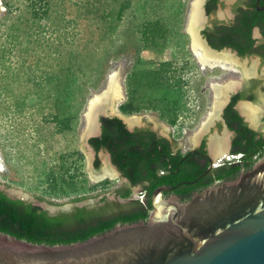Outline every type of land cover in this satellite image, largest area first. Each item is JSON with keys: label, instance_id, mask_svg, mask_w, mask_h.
I'll list each match as a JSON object with an SVG mask.
<instances>
[{"label": "rangeland", "instance_id": "rangeland-1", "mask_svg": "<svg viewBox=\"0 0 264 264\" xmlns=\"http://www.w3.org/2000/svg\"><path fill=\"white\" fill-rule=\"evenodd\" d=\"M32 1L0 0V154L5 166L0 186L20 191L21 198L28 195L26 200L60 206L80 195L99 196L121 184L117 178L91 181L81 148L88 103L107 89L111 72L119 75L124 97L117 111L127 116L154 115L175 139L194 135L213 111V83L223 85L242 75L220 67L202 70L188 31L194 0H35L37 15ZM159 18L170 25L164 33L168 39L145 47L139 23ZM138 61L151 67L169 62L170 74L182 79L184 96L175 123L159 109L145 108L150 105L147 96L140 99L142 110L129 114L121 110L128 99V75ZM66 70L83 90L69 109L72 113L79 108L75 129L59 133L53 116L64 112L54 85ZM74 151L84 160L76 188H70L62 177L69 180L73 170L64 173L63 165L74 166L78 156L71 155ZM54 176L62 188H54ZM107 179L110 182L104 183Z\"/></svg>", "mask_w": 264, "mask_h": 264}, {"label": "water", "instance_id": "water-1", "mask_svg": "<svg viewBox=\"0 0 264 264\" xmlns=\"http://www.w3.org/2000/svg\"><path fill=\"white\" fill-rule=\"evenodd\" d=\"M203 2L195 0L188 27L192 48L202 70L205 72V64L211 68L220 65L241 72V77L223 85L212 84L213 112L209 111L207 119L194 135L175 139L170 129L154 115L127 116L117 111L116 105L124 97L119 75L113 73L108 88L96 93L86 110L88 125L82 133L81 148L87 156L91 181L117 175L116 168L103 158V150L100 151V165L96 167L94 152L88 147V136L96 131L101 115L117 114L131 128L137 125L156 129L170 137L183 151L196 146L203 138L212 139L214 155L227 151V140L231 134L220 122L221 109L239 90L241 83H248L251 78L264 80V60L258 54L242 56L230 48L217 50L208 46L200 28L206 21ZM257 8L264 9L260 0H257ZM229 9L230 1L218 11L228 16ZM218 19L222 21L223 17ZM257 32L256 29V36ZM238 108L253 122L257 121L259 126L257 124L256 127L264 130V93L260 92L255 100H239ZM101 168H104L103 173H100ZM0 189L11 197L21 198L20 191L16 193L6 186H0ZM169 189L162 186L154 190L151 196L153 209L147 221L117 224L109 232L84 242L39 244L0 232V264H264V155L250 170L243 171L234 179L217 181L195 193L189 201H181L178 196L163 198L162 192ZM103 195L105 193L78 204L93 202ZM28 197L25 194L21 199ZM134 197L141 199L143 195L137 190ZM29 201L51 212L69 209L74 204L53 206L37 199Z\"/></svg>", "mask_w": 264, "mask_h": 264}, {"label": "trees", "instance_id": "trees-1", "mask_svg": "<svg viewBox=\"0 0 264 264\" xmlns=\"http://www.w3.org/2000/svg\"><path fill=\"white\" fill-rule=\"evenodd\" d=\"M34 10V15H37L36 1L31 2ZM46 6V5H45ZM252 13L246 16V19H238V26L234 28L220 27L219 35H209L211 44L221 49L225 46H231L236 49L240 55L258 54L264 58V42L254 47L255 39L252 36V29L256 25H261L264 33V18L258 17L256 11V0L252 2ZM127 4L121 6L119 16L123 15ZM247 19L252 20L250 26L247 24ZM262 21H260V20ZM249 20V21H250ZM169 22L172 24V19ZM168 21L164 18L152 21L150 19H142L139 23L140 41L144 42V46H158L161 39H165L164 33L169 30ZM174 26V25H172ZM160 38V40H159ZM140 60V59H138ZM141 62V63H140ZM171 63L164 62L159 67H151L145 62L138 61L133 70L129 73L127 78L128 99L120 108L124 113H133L142 110L140 99L142 96H147V101L150 103L148 107L159 109L163 117L168 116L171 123H175L177 119V110L181 107L184 89L183 81L175 74H170ZM59 82L54 85V90L59 94L58 106L63 108L62 113H56L53 120L57 126V132L61 133L75 129L76 117L79 114V108L76 107L75 112L69 113V109L75 106V102L80 98L83 87L76 82L75 78L71 76L69 70L62 72ZM70 77H69V76ZM253 87L249 90H242L235 94L232 102L226 108V118L229 126L236 128L237 135L234 140L236 151H243L247 157L245 167L250 169L255 160L253 155L261 152L264 148V138L258 136V132L249 128L243 121V118L234 109V104L240 99L255 100L257 95L252 91L257 82H253ZM66 109L68 111L66 112ZM105 129L102 137H94L91 143L99 150L106 146L111 150L115 164L124 172L132 185L139 183L146 178L151 179L152 183L147 188L149 194L159 185L175 186L179 185L177 189L180 195L185 199L188 197L189 201L192 196L187 195L190 192L188 186L185 184L194 181L201 173L205 172L206 166H202L195 161L194 153L182 155L180 152L171 154V151L163 147V151L156 154V150L152 149L151 141L154 139L152 132L141 134L140 131L130 132L121 118L114 117L103 120ZM165 145V144H163ZM205 145L200 148V152H206ZM167 148V149H166ZM152 149V150H151ZM79 151H74L71 155L78 154L76 159L72 162L74 166L63 165L64 173H72L69 175V180L64 181L70 188H76L78 174L83 167L84 156ZM170 156L169 163L172 168L168 173L158 175L153 164L158 162L161 157ZM186 161L192 163L191 167L184 169L183 165ZM243 164V165H244ZM99 161H96V166H99ZM241 164L233 165L216 171L214 178L221 180H231L236 178L240 173ZM62 167V166H61ZM179 170L178 172H176ZM62 174V173H61ZM54 188L61 187L60 181L54 176ZM212 182V178L210 179ZM106 180L104 183H108ZM192 183V182H191ZM200 182L195 183L196 186ZM64 184V183H63ZM62 188V187H61ZM206 188L200 186L199 191ZM60 189V188H59ZM119 195L123 198H128L132 194L129 187H123L118 190ZM88 196H77L72 199L73 202H81L86 200ZM141 208L137 211H117L103 213V211H96L93 214L87 207L75 206L69 210H59L51 212L39 205L33 204L29 200L14 198L8 195L5 190L0 189V232L16 236L20 239H25L34 243H45L48 245L55 244H71L75 242H84L93 236L102 235L114 229L117 224H131L138 221L148 220V210L150 208V201L142 204L139 200Z\"/></svg>", "mask_w": 264, "mask_h": 264}, {"label": "flooded vegetation", "instance_id": "flooded-vegetation-1", "mask_svg": "<svg viewBox=\"0 0 264 264\" xmlns=\"http://www.w3.org/2000/svg\"><path fill=\"white\" fill-rule=\"evenodd\" d=\"M228 1H230V9L228 10L229 11L227 14L228 16H224V14L222 12H219L218 10L224 4H227ZM252 2H253V0H204L203 10L205 12V16H206L205 20L206 21H204V24L202 25L203 27L201 26L200 28H201V34L205 38L208 46H210L214 49L220 50L211 44V41L209 39V35H213V36L219 35V33H220L219 28L223 27V26L228 27V28H234V27L238 26V19H243V18L246 19V16H248L252 13V10H253ZM260 5L264 6V0H260ZM256 11L258 13V17H262V19H263L264 18V9H258L257 8V0H256ZM212 15H216V16L218 15V16L212 18L213 17ZM219 16L223 17L222 21H219V19H218ZM249 20L250 19H247V21H245V22H247V24L250 26V23L252 20H250V21ZM209 21H211L210 24L208 23ZM260 21H262V20H260ZM256 29L258 30V32H257L258 36L255 35ZM252 36L255 39L254 47H258L264 42V33H263L261 25H256L253 27ZM223 48H230V49L234 50L237 54H239V52L231 46H225ZM223 48H221V50ZM192 50H193V48H192ZM260 57L264 60V58L261 55H260ZM253 82H257V84L254 86L252 91L255 92L256 95H258L260 92L264 93V80H262V78L261 79L260 78H251L248 83H241L239 85V90L236 93H233L231 95L228 102L221 109L222 115H221L220 122L222 124H224V126L225 125L227 126L229 133L231 134V136L227 140V147H228L227 151L225 153H222L221 155H214V153L212 152V150H211L212 139H209L210 140L209 141L206 138L205 139L203 138L199 141V143L196 146L189 148L186 151H183L180 147L175 146L174 142L172 141V139L170 137H168L165 134L159 133L156 129H153L151 127H140L137 125H134V127L131 128L129 125H127L125 123L124 119H122L117 114L101 115L98 119V122H97L96 131L89 134L90 136H88V140H87L88 147H90L94 152V156H95L94 157V165L95 166H96L97 160L99 161V164H100V162H101L100 151L103 150V152H102L103 158L105 160H107V162L111 165V167H113L114 169L116 168L115 171H116L117 175L114 178L121 180V184L118 187L112 189L111 192L105 193V195L99 197L97 200H95L93 202H88V203L82 204V205L78 204V202H73L74 204L69 209H72L75 206H80V207L85 206V207H87L88 210H91V212L93 214H97L96 211H101V210L103 211V213L105 212L107 214L109 212H117L119 210H121V211H137L141 208L140 203H137V200H139L142 204H146V206H147V201L148 200L150 201V208L148 210L149 215L153 209L151 196H152V193L154 191L151 194H149V192H148L149 190L147 189L151 185L152 180L146 178L145 180L132 185L129 178L127 176H125L124 172L119 168V166L117 164H115L111 150H109V148L106 146H103L99 150H97L94 147V145L91 143L92 138L102 137L104 129L106 127L103 120L108 119V118L109 119L114 118V117L121 118L123 120V122L125 123L127 129L130 132L140 131L141 134L142 133L145 134L147 132H152L154 134V139L151 141V145L153 146L152 149L156 150V154L163 151V147L164 146L166 147V144H167L168 149L171 151V154H177L178 152H180L182 155L194 153L193 157L195 158V161L198 162L199 164H201L202 166H206V170H205V172L201 173L200 176L197 177L194 181H190V183L185 184V186L186 187L188 186V188L190 189V192H188L187 195L193 196L195 193L201 192V191H199L198 188H200V186H202V185L203 186L206 185V188H208V187L214 185L215 183H217V181H220V182L227 181V180H221L218 178H214L216 171L219 169L231 167V166L237 165V164L243 165L247 161L246 160L247 155L243 151H240V150L236 151L237 148H236V145H234V140H235V137L237 135V130H236V128L233 129L229 126V124L227 122V118H226V108L232 102V98L235 94H237L238 92H240L242 90H249V88L253 87V85H254ZM244 100H247V99H244ZM238 101L234 104V106H233L234 109L243 118L244 123L249 128L258 132L259 137L264 138V130L256 127V125L258 124L257 121L255 120L253 122L241 110V108L240 109L238 108ZM241 111L243 114L241 113ZM258 126H259V124H258ZM163 144H165V145H163ZM203 144L205 145L204 148H205L206 152H200V148L202 147ZM263 155H264V148L261 149V152H258V153L253 155V160H255V162H256ZM169 159H170V156L161 157L158 162L153 164L152 168L155 169V172L158 175L166 174L172 168L171 164L169 163ZM191 165H192L191 162L186 161V164L183 165V168L188 169L191 167ZM96 167H99V166H96ZM103 169L104 168H101L100 173L104 172ZM250 169H246L245 164H244L243 167H241L240 173H238V174L240 175L243 171L246 172ZM178 171L179 170H177L176 172H178ZM106 178L114 179L111 176H107ZM211 178H212V182L210 180ZM200 179L203 180V183H199V185L196 186L195 183L200 182ZM162 186L170 188L169 190H164L162 192L163 198H169L170 196H178V197H180L181 201L188 200V197H186L184 199L180 195V191H179V189H177L179 187V185H175V186L159 185L155 189L162 187ZM123 187L131 188L132 194L130 197L123 198L119 195L118 190L123 188ZM137 190H139L140 193H142V195H143V197H141V199H139V198L135 199V197H134V193ZM69 209H58L57 211L69 210ZM149 215H148V217H149Z\"/></svg>", "mask_w": 264, "mask_h": 264}, {"label": "bare ground", "instance_id": "bare-ground-1", "mask_svg": "<svg viewBox=\"0 0 264 264\" xmlns=\"http://www.w3.org/2000/svg\"><path fill=\"white\" fill-rule=\"evenodd\" d=\"M194 4H195V0L193 1V4H192V12H191V15H190V20H191V17H192V14H193V11H194ZM189 24H190V21H189ZM189 27V26H188ZM193 52H194V50H193ZM194 54H195V52H194ZM196 55V54H195ZM197 57V56H196ZM198 59V58H197ZM209 65L208 64H205L204 65V68L205 67H208ZM210 67V66H209ZM214 67H220V68H223L222 66H220V65H214L213 66V68ZM211 68V67H210ZM232 71V70H231ZM113 73H117V72H115V71H113V72H111L110 73V75H109V78H108V83H109V81H110V77H111V75L113 74ZM214 81V80H213ZM213 83V82H212ZM213 84H215V83H213ZM219 84H220V82H219ZM223 84V83H222ZM120 87H121V84H120ZM108 88V87H107ZM121 92H122V90H121ZM102 93V92H101ZM122 94H123V92H122ZM211 112H213V111H211ZM87 116V115H86ZM87 125H88V120H87ZM5 170V166H4V162H3V159L1 158V154H0V171H4ZM105 177H107V176H105ZM104 178V177H103Z\"/></svg>", "mask_w": 264, "mask_h": 264}]
</instances>
